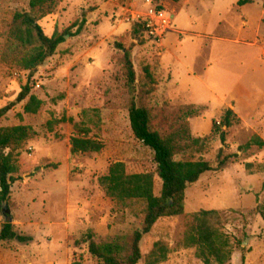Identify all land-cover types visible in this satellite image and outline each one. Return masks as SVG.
Wrapping results in <instances>:
<instances>
[{
  "label": "rangeland",
  "instance_id": "rangeland-1",
  "mask_svg": "<svg viewBox=\"0 0 264 264\" xmlns=\"http://www.w3.org/2000/svg\"><path fill=\"white\" fill-rule=\"evenodd\" d=\"M28 1L0 0V55L14 14L27 10ZM238 1L61 0L39 22L51 37L86 19L82 34L60 45L30 79L31 95L42 101L37 114L23 113L25 101L0 120V128L34 132L15 153L28 170L11 188L7 215L15 232L31 242L0 246V264H99L82 242L87 233L104 243L139 227L141 207L122 208L97 182L116 162L127 174L155 172L153 153L130 131L115 43L134 45L133 66L143 89V69L149 67L156 86L140 104L154 126L176 136L174 159L204 160L214 168L221 148L228 158L223 169L186 190L182 216L159 220L143 237L138 264H145L157 241L170 248L163 264H201L195 249L183 244L184 223L200 211L220 215L221 233L233 247L228 264H264V147L238 152L253 137L264 142V0L244 6ZM139 22L148 27L142 44L130 36ZM27 79V72L0 61V108L15 101ZM226 109L240 124L226 130L222 146L211 124ZM74 125L89 129L101 152L71 154ZM160 186L154 177L155 196ZM3 222L0 214V229Z\"/></svg>",
  "mask_w": 264,
  "mask_h": 264
},
{
  "label": "trees",
  "instance_id": "trees-1",
  "mask_svg": "<svg viewBox=\"0 0 264 264\" xmlns=\"http://www.w3.org/2000/svg\"><path fill=\"white\" fill-rule=\"evenodd\" d=\"M155 1V0H153ZM178 3L182 0H162ZM61 0H29L27 10L16 12L12 18L7 40L0 55L1 63L28 73L27 83L21 88L14 102L0 108V120L12 111L18 104L26 101L23 113L35 115L42 106V101L31 95L30 79L37 68L52 58L58 47L80 36L85 29L84 16L69 28L54 31L47 37L39 22L53 14ZM252 0H240L238 6L251 4ZM160 12V7L156 8ZM148 32L147 24L137 23L131 29V39L138 44L143 43L144 33ZM116 50L121 52L120 64L123 72L124 87L129 96L128 120L133 138L153 153L154 173L127 174L121 162L109 166L106 175L97 182L104 195L122 208L141 207L140 224L129 235L117 236L104 243H95L91 233L82 240L87 244L88 253L99 264H138L141 259L140 245L144 236L148 235L155 224L161 219H171L182 216L185 208V192L196 184L200 178L209 172L223 169L228 158L222 157V148L217 155L216 167H211L204 160L176 161L174 159V141L176 136L166 133L162 128L154 126L150 111L140 102L149 96L156 86V81L149 67L145 66L144 88L137 84L136 73L132 61L133 44L125 46L115 43ZM240 124L239 118L232 109L223 111L218 122H212L211 134L219 137L222 146L225 144L226 130ZM48 127L51 122H48ZM74 135L69 140L71 154H96L101 152L100 141L90 138V131L79 125H74ZM34 136L27 126L0 128V214L4 222L0 229V246L17 242L27 244L31 238L15 232L12 223L6 222L9 215L12 186L26 174L16 159L15 153L22 145ZM251 147L263 148L264 142L253 137L248 143L238 149L245 152ZM154 177L161 183L158 196L154 195ZM5 208V209H4ZM264 218V215H263ZM222 221L215 211H200L189 217L184 223L185 247L195 249V257L201 264H228L233 247L221 233ZM170 254L168 244L157 241L152 245L145 257V264H163ZM242 263L244 256H241ZM73 264H82L81 260Z\"/></svg>",
  "mask_w": 264,
  "mask_h": 264
},
{
  "label": "water",
  "instance_id": "water-1",
  "mask_svg": "<svg viewBox=\"0 0 264 264\" xmlns=\"http://www.w3.org/2000/svg\"><path fill=\"white\" fill-rule=\"evenodd\" d=\"M4 209H5V208H4ZM11 221H12V220H11V217H7V218H6V222L11 223Z\"/></svg>",
  "mask_w": 264,
  "mask_h": 264
},
{
  "label": "built area",
  "instance_id": "built-area-1",
  "mask_svg": "<svg viewBox=\"0 0 264 264\" xmlns=\"http://www.w3.org/2000/svg\"><path fill=\"white\" fill-rule=\"evenodd\" d=\"M157 13V12H156Z\"/></svg>",
  "mask_w": 264,
  "mask_h": 264
}]
</instances>
